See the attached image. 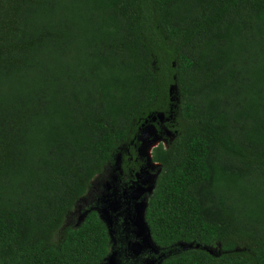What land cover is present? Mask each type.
Wrapping results in <instances>:
<instances>
[{
  "label": "trees",
  "instance_id": "1",
  "mask_svg": "<svg viewBox=\"0 0 264 264\" xmlns=\"http://www.w3.org/2000/svg\"><path fill=\"white\" fill-rule=\"evenodd\" d=\"M148 125L160 264H264V0H0V264H102L65 219Z\"/></svg>",
  "mask_w": 264,
  "mask_h": 264
},
{
  "label": "rangeland",
  "instance_id": "2",
  "mask_svg": "<svg viewBox=\"0 0 264 264\" xmlns=\"http://www.w3.org/2000/svg\"><path fill=\"white\" fill-rule=\"evenodd\" d=\"M162 120V118H157L159 123H161ZM154 129L158 133H164L166 131L161 126H159L160 130H157L152 125L146 126V128L144 127L143 130L146 131H142L144 132V135L148 136L149 131H154ZM119 160L120 156L116 158L113 165L106 167L101 175L96 176L92 180L91 188L86 193V195L76 203L73 211L66 217L65 225L74 227L78 226L89 211L93 210L97 212L99 217L109 228L112 245L109 256L103 261L102 264H160L163 259L178 252L179 250L197 248V246L192 244H181L179 246H172L170 248H159L151 241L149 230L145 224L144 229L140 228L135 230L136 238L134 243L131 245V252L135 255L132 254V258L126 255L124 245L115 249L117 243L113 231V218L110 213L113 210V205L111 203L117 201L118 191L124 187V185L121 184L123 173L120 168L115 167ZM142 162L140 160L138 161L141 166L138 175H143V167L145 164ZM147 179H152V174H150ZM151 187L152 186L148 184L145 188H148L147 190L149 191ZM142 190L145 191L144 188ZM144 208L145 206L142 207L143 212ZM204 249L213 254L218 253V250L215 248ZM114 251H116V254H114Z\"/></svg>",
  "mask_w": 264,
  "mask_h": 264
},
{
  "label": "flooded vegetation",
  "instance_id": "3",
  "mask_svg": "<svg viewBox=\"0 0 264 264\" xmlns=\"http://www.w3.org/2000/svg\"><path fill=\"white\" fill-rule=\"evenodd\" d=\"M135 155V162H137V165H139L137 171H133V173L126 175L122 169L121 158L115 165V167L120 168L123 173L121 184H123L124 187L118 191L117 201L111 203L113 205V210L111 213L109 212L113 218V231L117 243L115 249L124 245L125 253L129 257H131L132 254L135 255L131 252V245L134 243L136 238L135 230L140 228L144 229L145 225L143 218L144 212L147 205L148 196L153 188V185L149 191L147 190L148 188H145L149 184L147 177L150 174H154L156 176V172L158 171H152L149 165L145 163L146 161L139 156L138 146L135 147ZM139 160L141 162L143 161L142 163L145 164H143V175H138L141 168L140 164L138 163ZM143 188L145 191L142 190ZM144 206L145 208L143 212L142 207ZM114 254H116V251H114Z\"/></svg>",
  "mask_w": 264,
  "mask_h": 264
},
{
  "label": "water",
  "instance_id": "4",
  "mask_svg": "<svg viewBox=\"0 0 264 264\" xmlns=\"http://www.w3.org/2000/svg\"><path fill=\"white\" fill-rule=\"evenodd\" d=\"M171 90H173V88ZM159 118H162V117L160 116ZM143 131L145 132L146 130H143ZM143 131H141V134L138 137V141L140 142V145L138 147V154H139V156L141 158H143L146 161V163H147V165H149L150 169L154 170L156 165L152 162V157L150 155V150L161 139V134L162 133H158L154 129L155 132L150 130L149 133H148V136H147V135H144V132ZM164 133L167 136H170V134H169L168 131H165ZM155 177L156 176L153 174L152 175V179L151 180L150 179L148 180V183L149 184L151 183L150 186L154 185V183H155ZM107 229H108V233H109V228L107 227ZM109 236L111 238L110 233H109ZM112 260H113V258H112Z\"/></svg>",
  "mask_w": 264,
  "mask_h": 264
},
{
  "label": "clouds",
  "instance_id": "5",
  "mask_svg": "<svg viewBox=\"0 0 264 264\" xmlns=\"http://www.w3.org/2000/svg\"><path fill=\"white\" fill-rule=\"evenodd\" d=\"M169 132V131H168ZM170 136H167L165 133H162L161 134V139L151 148L150 150V155L152 157V151L157 148L159 145H163L164 148L166 147L167 145V142L169 139H171L172 135L171 133L169 132ZM137 143H138V147L140 145V142L138 141V138H137ZM153 162V161H152ZM154 163V162H153ZM156 166H155V169L154 170H158L159 169V165L157 163H154ZM152 170V171H154Z\"/></svg>",
  "mask_w": 264,
  "mask_h": 264
}]
</instances>
